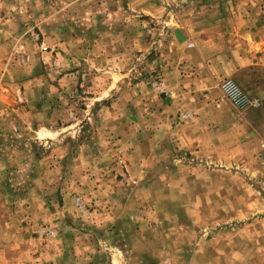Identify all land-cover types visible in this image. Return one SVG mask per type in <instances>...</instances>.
Listing matches in <instances>:
<instances>
[{"label":"rangeland","instance_id":"rangeland-1","mask_svg":"<svg viewBox=\"0 0 264 264\" xmlns=\"http://www.w3.org/2000/svg\"><path fill=\"white\" fill-rule=\"evenodd\" d=\"M165 20L0 0V264H264V142L230 125L221 160L166 133Z\"/></svg>","mask_w":264,"mask_h":264},{"label":"crops","instance_id":"crops-1","mask_svg":"<svg viewBox=\"0 0 264 264\" xmlns=\"http://www.w3.org/2000/svg\"><path fill=\"white\" fill-rule=\"evenodd\" d=\"M130 4L140 15L166 19L164 28L172 35L167 45L174 62L165 78L170 95L162 99L168 103L162 112L166 133L188 150L200 149L196 153L209 157L215 154L209 150L220 147L219 158L227 160L224 135L235 125L234 147L255 155L264 142V0H130ZM228 77L260 99L261 106L235 109L220 89ZM187 112L192 118L183 117ZM220 241L228 243L230 238ZM233 255L226 248L204 251L207 264H229L224 260Z\"/></svg>","mask_w":264,"mask_h":264},{"label":"built area","instance_id":"built-area-1","mask_svg":"<svg viewBox=\"0 0 264 264\" xmlns=\"http://www.w3.org/2000/svg\"><path fill=\"white\" fill-rule=\"evenodd\" d=\"M220 88L223 95L237 109L245 110L249 108H258L262 104L260 99L249 96L242 86L233 78H226L221 83Z\"/></svg>","mask_w":264,"mask_h":264}]
</instances>
